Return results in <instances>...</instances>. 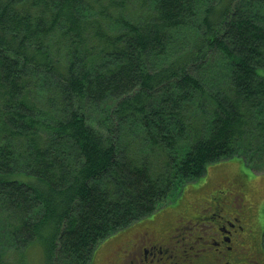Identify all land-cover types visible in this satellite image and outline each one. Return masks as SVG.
Returning a JSON list of instances; mask_svg holds the SVG:
<instances>
[{
	"label": "trees",
	"instance_id": "obj_1",
	"mask_svg": "<svg viewBox=\"0 0 264 264\" xmlns=\"http://www.w3.org/2000/svg\"><path fill=\"white\" fill-rule=\"evenodd\" d=\"M201 1L0 0V264H94L209 165L264 171V0Z\"/></svg>",
	"mask_w": 264,
	"mask_h": 264
},
{
	"label": "flooded vegetation",
	"instance_id": "obj_2",
	"mask_svg": "<svg viewBox=\"0 0 264 264\" xmlns=\"http://www.w3.org/2000/svg\"><path fill=\"white\" fill-rule=\"evenodd\" d=\"M238 176L241 181L243 174L240 173ZM239 177L236 179L238 182ZM231 185L230 178L223 184L228 194L218 191L209 199L206 207L199 212L195 211L190 216H177L179 217L178 222L180 219H185L180 223V227L183 228L181 231L189 229L194 224L198 225V230H204L206 241L201 244L200 248L195 249L196 240L193 237L186 241L183 236L182 249H173L169 242L174 234L170 236L167 235L168 231L163 232L164 229H169V226L166 227L167 221L162 225H156V230L145 227L143 222L106 241V244H111L121 237L120 234L127 238L128 248L117 249L116 260H112L113 264H124L130 256H134L138 264H167L162 254L163 251H166L169 260L177 259L173 264H264L263 205H258V203L256 207L249 205L248 201L253 193H256L254 189L245 190L239 182L236 184L237 190L231 192L228 189H232ZM210 201L213 202L212 205H209ZM171 226V232L178 228V226L173 227V222ZM162 233H165L164 241L166 242L161 241ZM202 238L203 236L200 237ZM106 244L98 250L94 264L100 259V251L106 248ZM168 246L170 250H164ZM104 255L106 256L107 253Z\"/></svg>",
	"mask_w": 264,
	"mask_h": 264
},
{
	"label": "rangeland",
	"instance_id": "obj_3",
	"mask_svg": "<svg viewBox=\"0 0 264 264\" xmlns=\"http://www.w3.org/2000/svg\"><path fill=\"white\" fill-rule=\"evenodd\" d=\"M210 3H208L207 0L201 1L200 12L197 15V20H198V18H200V19L203 18V10H204L205 6H207ZM244 15L248 16V13L246 10H245ZM194 35H195V32H194V30H192L191 32L188 33V35L186 37L188 39H193ZM217 58H219V57L217 56L216 59ZM213 64L216 66H220V63L218 61H214ZM255 121L258 122V120H256V119H255ZM190 135H192V133L190 134V132H189V136ZM130 152L132 154H134L133 147H131ZM53 155L57 156L58 153L56 151H54ZM150 160L155 161V155L154 154L150 155ZM258 169L259 168H257V169L251 168L249 162L247 160H245L244 158H242L241 160L238 158L226 159V160H222V161H219V162H216V163L209 165L207 172L201 178H199L197 181L191 182V184L189 183L188 185H186L185 188L183 189V193H182L181 197L179 196L176 198L177 199L176 203H180V207L175 209L176 213L171 218V219H173L172 222L174 223L173 227L178 226L177 230L172 231V233L174 235L172 236V239H171V242H173V244L171 246L173 247L174 245H177L176 248L173 247V249H182L181 243L183 240V238H182L183 236H185L186 241H188L190 237H193V239L196 240L195 249L200 248L201 244L206 241L205 240L206 234H205L204 230H198L197 229L198 225L194 224L189 229L181 231L183 228L180 227V223L185 219L184 218L180 219L178 222L177 219L179 217H177L176 215L178 214L180 216H182V215H186V216L189 215L190 216V215L194 214L195 211H199V210L205 208L209 199L213 195H215V193H217L218 191H223L226 194H228L227 188L223 187V184L226 183L227 181H229L230 178H231V182H232V185H231L232 189L231 188H228V189L231 192L236 191L237 190L236 184L240 182V177L238 176V174H240L242 172L246 176L251 178L250 183L253 186L254 192H256L255 194L253 193V195L251 196L252 198L248 201L249 205H251L253 207H256L257 203H258V205H263L262 199L264 196V171H260ZM238 177H239V182L236 180ZM252 179H258V181H255V183H254L253 182L254 180H252ZM259 195H260V197H259ZM172 203H174V202H172ZM172 203H170V204H172ZM212 203L213 202L210 201L209 205H212ZM166 207H164V208H166ZM164 208H163L164 211L162 210L163 211L162 213H161V211L158 213L161 215L157 219H155L157 225L158 224L162 225L163 222L167 221L170 217V214L168 215L167 214L168 211ZM171 210L173 211V209H171ZM263 212H264V209H263ZM168 213H170V212H168ZM263 228H264V220H263ZM191 232H192V235H190ZM3 235H5V233ZM120 235H121V237L119 239L111 242V244H106L107 242H105L104 244H102V246H99L101 249L105 244L107 245L106 248H103L100 251L101 256H100V259L96 262V264H106V262H108V264H113L112 260L113 261L116 260L117 249H119V248L127 249L128 248L127 238L125 237V235H122V234H120ZM202 236H203V238L200 239V237H202ZM262 236H264V231L262 233ZM178 238H179V240L177 241ZM118 244H120V246H116ZM99 247L97 248L96 253H97ZM164 250H170V247L169 246L165 247ZM33 253H34V257L38 258L40 256V249L37 247L33 248ZM96 253H95V256H96ZM105 253H107L106 256L104 255ZM162 254H164L163 257L167 261L170 259L168 254L166 253V251H163ZM131 255H133V253ZM6 260H14V255L13 256H11V255L7 256ZM175 260H177V259H175ZM94 261H95V257H94ZM41 262L43 263V260H41ZM172 262H174V261H172ZM124 264H138V262L134 256H130Z\"/></svg>",
	"mask_w": 264,
	"mask_h": 264
},
{
	"label": "bare ground",
	"instance_id": "obj_4",
	"mask_svg": "<svg viewBox=\"0 0 264 264\" xmlns=\"http://www.w3.org/2000/svg\"><path fill=\"white\" fill-rule=\"evenodd\" d=\"M218 197V196H217Z\"/></svg>",
	"mask_w": 264,
	"mask_h": 264
}]
</instances>
